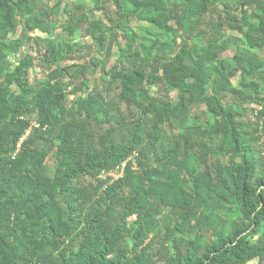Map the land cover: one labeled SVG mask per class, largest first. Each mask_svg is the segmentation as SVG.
<instances>
[{"label":"trees","instance_id":"trees-1","mask_svg":"<svg viewBox=\"0 0 264 264\" xmlns=\"http://www.w3.org/2000/svg\"><path fill=\"white\" fill-rule=\"evenodd\" d=\"M72 1L0 0V264H264V0Z\"/></svg>","mask_w":264,"mask_h":264},{"label":"rangeland","instance_id":"rangeland-1","mask_svg":"<svg viewBox=\"0 0 264 264\" xmlns=\"http://www.w3.org/2000/svg\"><path fill=\"white\" fill-rule=\"evenodd\" d=\"M57 0H53V3H55ZM72 0H62V2H60L59 8L57 9L56 13H55V18L57 23H61L64 22L68 16L67 12H70L72 10ZM90 5V3H87ZM2 15V11L0 10V17ZM95 18H99L104 20V16L101 14L100 11H95ZM83 31H81L82 33H86V24H83ZM55 36H58L59 39H63L65 38V33L62 32L60 29H58L57 31L54 32ZM83 35V34H79L78 36ZM10 37H16V35L11 34ZM86 39L91 42V39L89 37H86ZM21 52H30V49L28 47H22L21 48ZM259 55H261L262 57H264V49L261 50L259 52ZM113 62V59L110 58L108 66H110ZM32 74H36L37 77H41L43 76V71L42 68H35L34 71L32 72ZM94 76L93 75H89L88 79L86 80L87 84H90V81H93ZM251 107H255L254 105H250ZM247 118H251L252 119V115H251V111L247 112ZM254 262H250L249 264H253Z\"/></svg>","mask_w":264,"mask_h":264},{"label":"built area","instance_id":"built-area-1","mask_svg":"<svg viewBox=\"0 0 264 264\" xmlns=\"http://www.w3.org/2000/svg\"><path fill=\"white\" fill-rule=\"evenodd\" d=\"M123 166H124V165H123ZM108 175H110V176L116 178V177L122 175V172H121L120 170H116L115 172H111V173H109Z\"/></svg>","mask_w":264,"mask_h":264}]
</instances>
